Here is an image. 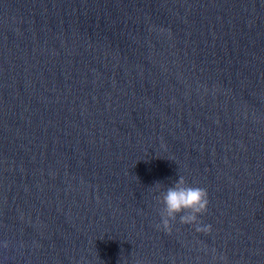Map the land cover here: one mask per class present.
<instances>
[{
  "label": "water",
  "instance_id": "95a60500",
  "mask_svg": "<svg viewBox=\"0 0 264 264\" xmlns=\"http://www.w3.org/2000/svg\"><path fill=\"white\" fill-rule=\"evenodd\" d=\"M0 264H264V0H0Z\"/></svg>",
  "mask_w": 264,
  "mask_h": 264
},
{
  "label": "clouds",
  "instance_id": "9594fccd",
  "mask_svg": "<svg viewBox=\"0 0 264 264\" xmlns=\"http://www.w3.org/2000/svg\"><path fill=\"white\" fill-rule=\"evenodd\" d=\"M156 182L154 185H158ZM158 208L159 222L157 230L170 233L177 222L193 226L197 232H208L210 224H204L200 217L207 212L209 203L207 189L189 184L182 175L165 189L158 190L155 196Z\"/></svg>",
  "mask_w": 264,
  "mask_h": 264
}]
</instances>
